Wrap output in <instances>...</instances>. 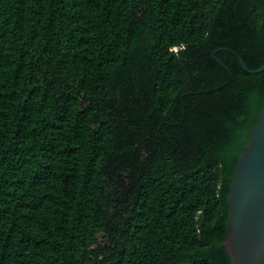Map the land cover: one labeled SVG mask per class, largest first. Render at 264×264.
Wrapping results in <instances>:
<instances>
[{"label":"trees","instance_id":"1","mask_svg":"<svg viewBox=\"0 0 264 264\" xmlns=\"http://www.w3.org/2000/svg\"><path fill=\"white\" fill-rule=\"evenodd\" d=\"M240 59L264 0H0V264H229Z\"/></svg>","mask_w":264,"mask_h":264},{"label":"water","instance_id":"2","mask_svg":"<svg viewBox=\"0 0 264 264\" xmlns=\"http://www.w3.org/2000/svg\"><path fill=\"white\" fill-rule=\"evenodd\" d=\"M214 59L224 67L216 57ZM248 73L264 69H249ZM223 247L229 264H264V102L234 168Z\"/></svg>","mask_w":264,"mask_h":264}]
</instances>
